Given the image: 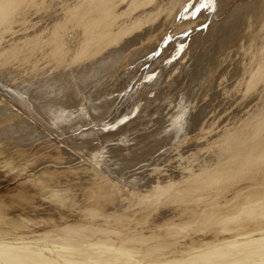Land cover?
Returning a JSON list of instances; mask_svg holds the SVG:
<instances>
[{
    "label": "bare ground",
    "instance_id": "bare-ground-1",
    "mask_svg": "<svg viewBox=\"0 0 264 264\" xmlns=\"http://www.w3.org/2000/svg\"><path fill=\"white\" fill-rule=\"evenodd\" d=\"M55 1L59 3L64 1L63 8L65 6V11L60 9L62 8L61 3L60 10L53 4L55 6L53 10L62 11V14L60 16L55 14L56 17L53 15L54 11L52 15L55 17L51 16V19L47 20V12L45 13L44 11L51 8H45L47 5H45L46 0H0L1 37H6V32L3 34L1 28H7L5 26L10 21L7 16L10 17L12 13L19 9L20 11L18 12L20 14L16 13V16L19 15L18 18L21 21H24L27 15L31 16V14L36 18L34 23L29 22L27 26L25 24L28 21H24L23 29H25L19 37L16 38L13 35L14 38H12L7 35L12 39L8 40L7 38L8 42H3L4 45L0 44V57H7L11 61H16L15 63H18L21 67V75H27L25 78L28 86L30 81V84H34L33 88L41 89H38V91L40 90L39 93L43 91L49 94L50 92L47 90H49L50 86L60 85L61 91H59V87L58 91L55 88L57 92L52 90L56 94V98L52 92L47 95V98L52 95L54 99L52 101L49 99L50 102L46 99L48 103H46L45 107L48 105L55 112H58V110L63 111L65 108L69 111L67 106L70 105H77L79 108L81 104V106H85L84 110L83 107H81V110L85 111L87 105L85 102H88L95 93L98 98L104 97L103 99L100 98L104 101L108 93L110 94V91L107 92V90H110L108 86L113 85L112 82H119V79L125 78V76H128L127 74H131L128 77L130 80L127 81L131 91L129 92L128 87L127 90L129 94L131 92L132 94H130V97L127 96L129 97L128 100L126 99L122 102V105L126 104L127 106H125L124 110L126 111L130 107L129 115H133L132 112H136L138 109L136 106L140 102L142 104L145 103L144 107L140 105L141 108L138 111L142 112L143 115V110L147 108L150 114H158L156 116L158 120L155 118L156 120L153 121L156 123L154 126H156L151 133L150 131H148L149 133L144 131L147 133L145 135L141 131L140 135H143H138L140 136L139 139L135 136L130 141L126 140V144L121 143L125 146L124 149L126 151L119 156V159L122 158L121 161L128 159L127 161H132L133 164L132 173L128 164L130 170L128 176L126 175L129 172H124L125 169H128L126 168L127 166H123L124 169L122 168V165H127V163L124 161L123 164L118 157L116 162L122 163V169H115L114 166V168L108 170L115 164L112 165L114 160H109L112 165L110 166L109 161L107 162L108 157L104 160L105 154H103L104 158L102 159L106 161L105 163L101 161L102 157H97L100 159L95 162L93 160V162H88L78 157L80 161H75V163L72 161L75 158H72L71 161L73 163L69 164V160L67 163V155H64V151L67 149L64 148V150L60 146V137L58 139L59 148L56 147V150L52 148L50 153H46L47 157H49V164L42 167L38 166L39 170H41V176L38 173L39 171L37 172L41 178L39 183L43 181V185H46L39 187L36 181L38 185H35L34 182V185H30L31 183L24 184L23 179L20 178L18 179L23 184L17 181L11 183V180H18L17 177H24L25 181L30 180L25 174L28 173L29 175L33 171L29 170L30 172H26L27 169H24L28 165L30 166V162H27V166L21 167L22 169L17 166L19 165L18 163L14 164L13 162V165L11 158L5 157L10 152L2 147L6 143L3 142L6 139V136L3 135L4 131L9 135L8 137H12V139L13 137H20L22 141L24 135L25 138L31 136L33 132L31 120L27 116H21V113L15 121H13L12 117L7 118L9 114L7 117L5 116L7 123H5V119H2L4 122L0 119L3 123L0 124V133L5 136L4 138L0 136V264H56L57 259L73 257L80 260L81 256L102 258V262L105 264L109 259L103 260V258H144L145 261L147 260L146 258H155L152 260L153 264H264V27L259 28L262 25L264 26V0ZM201 5L204 6L201 7ZM50 6L52 7V5ZM207 7L210 9V13H206L211 15H209L211 19L213 18L214 26L222 28L221 31L219 30L222 36L217 38V40H210L208 36H211V34L202 30L201 22L196 21L194 17L196 12L197 15H200ZM197 9L199 10L197 11ZM39 10L45 13L44 17H47L46 19L43 15L40 17L41 14H38L39 16L36 15L41 13ZM33 11L35 12L32 13ZM48 14L50 15V13ZM204 14L200 16H204ZM209 16L206 17L207 20ZM190 18H192V21L195 20L196 23L193 22L190 25L192 23L190 20L188 24ZM11 20L13 21L14 19ZM12 21L8 24L9 26L7 25L9 30L17 27L16 23L18 22L15 21V24H13ZM31 21H34V19ZM181 21H184V23L186 21L187 24L185 26H183L184 24L182 25L184 28L181 26L183 29L178 26L182 30H177L176 35L180 36L176 39H171V37L168 40L169 44L171 43L173 46H176V41H180V49L177 48L179 49V59L177 58L178 60L174 61L177 56L174 55L175 58H171L170 54L167 55L165 53L167 56L161 54L166 57L163 58L158 55L164 59L160 65L158 64L161 60L160 58L157 59V62H152L157 63L159 66L155 68L157 64H154L155 67H152L154 69L152 70L153 73L151 72L152 74H148V70L152 69L151 65L147 64L151 69L146 70L142 63L140 68L141 66L145 68L144 70L142 69L143 73L141 69L137 72L136 69L138 68L131 65V60L136 57L142 58L144 56V59L149 57L157 48L156 45H163L158 40L163 37H156L155 35L157 33L162 35L164 32L166 34V27L177 25ZM2 24H4V28L1 27ZM163 28L165 31L163 30V33H161ZM172 29L170 28L171 31ZM174 29L176 31V28ZM199 30H201L200 33H198ZM169 31L167 34L170 33ZM214 34L216 33L214 32ZM214 34L212 35L214 36ZM162 36L165 35L163 34ZM1 37L0 42L5 41ZM163 39L161 40L162 43ZM167 39L169 38H165L164 41L167 42ZM158 42L160 44H156ZM169 44L166 45L169 47ZM162 47L164 49V45ZM170 48L166 47L167 50L165 51L168 52ZM157 49L160 48L158 47ZM155 53L157 54L158 52L155 51ZM171 53L173 54V51ZM168 56L170 59H168ZM149 60H146V62H149ZM17 65L14 67H18ZM131 66L133 69L130 68ZM14 67L12 68L11 66L13 70L18 69ZM28 67H30L31 72ZM5 70L3 68L0 69V79L5 78L3 75L14 72L6 73ZM20 70H18V73L14 72L16 76L19 75V78L22 77L19 74ZM135 72H137V75ZM14 73L12 74L13 77ZM195 77L196 80L194 79ZM138 79L141 81L139 82ZM190 79H193L191 80L193 83L189 84ZM24 85L21 88L23 90ZM35 85H39V87H35ZM20 87L21 85L18 87V91ZM31 90L34 91L33 89ZM29 91L30 88L27 93ZM20 92L21 96L22 91ZM121 92L123 91H120V94ZM112 93L114 94V92ZM171 94L178 95V100L175 98L178 104H176V101L175 103L173 102L176 104L175 107L170 102L173 98L170 101L168 100ZM111 95L110 97H112ZM155 96L157 97L155 98ZM107 97L109 99V95ZM0 98L2 97L0 96ZM3 98L0 103V112L3 107L4 109L7 108V104H2ZM190 98L192 100L188 102ZM25 99L27 102L29 101V99ZM100 99L99 101H101ZM38 100L39 102H44L42 96L38 97ZM147 100H149V103ZM214 100L217 101V107L215 110L214 107L212 108L213 112L211 111V114V112L206 110H208V106L211 110L212 106L209 104ZM12 101L16 100L13 99ZM182 101L185 103L183 104ZM7 103H9L8 106L11 105L10 102ZM35 103H37V99ZM110 103L113 104V102ZM32 104L34 105V103ZM42 104H45V102ZM25 105L27 106V104ZM33 105L34 109L35 105ZM77 107L75 108L77 109ZM89 107L87 106V111L91 112ZM119 107L121 109V106ZM28 108V112L31 113V107L29 106ZM75 108L73 111L77 112L78 110H75ZM52 110L51 113L53 114ZM115 110H113V114L120 116L118 110ZM5 111L8 113L10 110ZM12 111L9 113H12ZM16 111L14 109L13 114ZM148 112L146 110L147 115L149 114ZM48 113L51 115L50 111ZM78 113L82 115L81 112L78 111ZM105 113L101 114L102 117L107 115V113L104 115ZM54 114L51 117L56 115ZM109 115L111 114L109 113ZM59 117L57 118L59 119ZM48 119L51 120L52 118ZM78 119L81 118L78 117ZM104 119L102 118L101 121H104ZM125 119L129 120L127 117ZM49 120H46V122H49ZM94 120L91 124L96 123ZM98 120L96 121L98 122ZM123 120L122 122L125 124V120ZM73 121L72 129H75L76 125L73 127ZM79 121L76 124L83 125ZM86 121L88 120L86 119ZM138 121H141V116ZM98 123L96 125L100 124ZM53 124L52 127L55 129L56 124L54 126ZM147 124H149L147 126L149 128L150 123ZM68 125L71 126L70 124ZM117 125L119 127L118 123L114 126L117 127ZM49 126H51L50 123L48 124ZM64 126L67 125L65 124ZM100 126L101 124L98 128ZM89 127L92 126L90 125ZM93 127L97 126L94 124ZM106 128L108 129V127ZM144 128L141 127V129ZM33 129H35V126ZM63 129L65 130V128ZM72 129L71 131L74 130ZM86 129L90 130L91 128L87 127ZM134 129L132 128V130ZM136 129L138 128L136 127ZM85 130V133H89L88 130ZM111 131L113 130H109V134ZM133 132H131L130 136H133ZM135 132L137 133L139 130ZM39 133L42 132L39 131ZM53 133L55 132L53 131ZM123 133L120 135L123 136ZM117 134L119 135V133ZM94 136L92 135V138ZM36 137L38 138V136ZM40 137L41 140L44 139L43 133ZM51 137L53 138V136ZM96 137V142H98ZM123 137L126 138L127 136ZM103 138L100 140H103ZM109 138L111 137L108 136L107 139ZM30 139L32 140V138ZM47 139L48 137L46 141ZM115 139L117 138L115 137ZM8 140L10 141L11 139L7 138L6 141ZM31 140L28 139V141ZM110 140L112 141V139ZM43 141L45 142V140ZM93 142L95 141L93 140ZM117 142L119 143V141ZM46 143L49 144L48 141ZM32 144L35 145L36 143ZM69 144H72V142ZM97 145L99 146V142ZM97 145L95 144L94 146ZM49 146L52 147V145ZM45 147L44 149L48 150ZM83 147L85 148V145H82ZM111 147L115 148L112 145ZM19 148L21 147L19 146ZM73 149L71 148V150ZM105 149H107L106 146ZM97 150L99 151L98 148ZM101 152H105L106 155L107 152L110 153L107 150H102ZM114 152L112 155H114ZM95 153L91 157H94ZM111 153L108 156H111L110 158L115 157ZM21 154L24 155L23 152ZM73 155L69 156L72 157ZM76 155L78 156V154ZM85 155L87 156V154ZM44 158L46 157L43 156L42 159ZM16 159L18 160V158ZM36 159L33 158L32 160ZM29 160L30 158H28ZM58 160H65L59 163L69 164H66L67 166L65 165L66 167L64 166L62 169L71 170V174L59 176L54 173V170L57 169V164H59L56 163L55 165V162ZM140 160L141 163H139ZM26 161L27 159H25L24 163ZM35 162L38 161H33L34 164ZM40 162H43V160ZM164 164V167L158 169V166H163ZM134 167L136 168L134 169ZM58 168H61V166ZM122 172L124 173L120 176L119 174ZM76 176L81 182L80 189L74 188ZM33 177L36 178L35 175ZM36 180L38 181L37 178ZM45 194H48L51 198H47ZM75 209L79 213L81 212L78 215L79 217L75 214V217L77 216L76 222L81 221V223H76L73 219L74 221H67V224L62 226L65 224L63 221L67 220L73 214L72 211L75 212ZM35 214L39 215V217H35ZM126 225H132L134 228L148 227L150 233L145 235L146 233H140L137 229L131 232L119 231L120 228ZM36 232L38 239L35 237ZM31 234H34L35 239H32L37 240V242L34 241V243L30 239L32 242L29 243V240L26 239L28 244L21 243V239L27 238V235L32 236ZM186 234L189 235L186 236ZM5 235L7 237H3ZM39 237H41V242H39ZM186 237L192 242L190 244L194 246L186 249L181 255L171 254L170 252L173 251L177 244L186 241ZM17 239L21 240L20 244L17 246L13 245L14 242L12 241ZM203 240L206 242L201 243ZM10 244L12 245L9 246ZM155 246L163 248L164 254L161 258L164 259L155 257L156 252L153 251ZM142 247L147 249H141ZM235 248L238 249L235 250ZM231 249L234 251H231ZM41 252H48V254L52 255V258L44 257L45 254ZM96 262L100 263L99 260H96ZM109 262L115 263L112 260H109ZM91 263L93 264V261Z\"/></svg>",
    "mask_w": 264,
    "mask_h": 264
},
{
    "label": "rangeland",
    "instance_id": "rangeland-1",
    "mask_svg": "<svg viewBox=\"0 0 264 264\" xmlns=\"http://www.w3.org/2000/svg\"><path fill=\"white\" fill-rule=\"evenodd\" d=\"M50 1H52V2H50ZM47 2H48L49 4H48ZM63 2H64V1H61V2H60L61 5H62V8H60L61 6H60V3H59V2H56L55 0H54V2H53V0H49V1L46 0L45 5H46V4H47V5L45 6V8H51V9H49V10L44 11L45 13L47 12V14L50 13V15H49V14H48V15L46 14V16H48V18L46 17L47 20H50V19H51L50 17L53 16V15H55V14H58L57 16H60V14H62V11H59V12H58V10H60V9H61V10L63 9V11H65V10H64L65 6H64V8H63V5H64L65 2H64V3H63ZM50 3H51V4H50ZM58 3H59V5H57ZM53 4L57 6V9H58V10H57V9H56V10H57L58 13L56 12V10H53V8L55 9V6H54ZM50 5H52V7H51ZM210 6H211V5H210ZM59 8H60V9H59ZM205 9H206V8H205ZM205 9H204V10H205ZM50 10H51V11H50ZM52 10H53V11H52ZM204 10H203V13H201V14H204V12H205L204 16H200L201 14H200V15H197V12H196V14L194 15V17L196 18V21L201 22V24H202V25L200 24V26L202 27L201 29L204 30V31H206V32H208L209 34H211V36H208V38H210V40H211V39H212V40H217V38H220V37L222 36V35L220 34V31L222 30V28H221V27L214 26V24H213V22H214V21H213V18L211 19V17H210L211 15H210V14H207L208 12L210 13V9L207 7V9H206L205 11H204ZM208 10H209V11H208ZM18 11H20V9H19ZM18 11H16L15 13H12V15H11L10 17L7 16V17L10 19L9 23H8V22H7V23L10 24L11 21H12L11 19H14V20L12 21V23L15 24V21H17L18 23H16V24H17V27H18V26H19V27H18V28L16 27L15 29H11V30H9V27H8L9 25L7 24L8 26H7V25L5 26V28L7 27V28H6L7 31H6V29H2V28H1V31H3V34H4L5 32H6V33L8 32L7 34L5 33V35H6L5 38L0 36L2 40L5 39V41L0 42V44L2 43L1 45H4V43L7 41V38H8V40H9L11 37L14 38V36H15V37L17 38V37H19L20 35H22V32H23L24 29H25V28L23 29V27H24L23 24L26 22V20L28 21V22H26V24H25L26 26H27V23H28V24H29V22H33V23H34V22L36 21V18L32 16L33 14H31V16H30V15H27V17L24 19L25 22H24L23 20L21 21L20 18H18L19 15L16 16V15H17L16 13L20 14V12H18ZM39 11H40V10H39ZM48 11H49V12H48ZM54 11H55V13H54ZM34 12H35V11H33L32 13H34ZM40 12H41V13H37V12H36V13H37L36 15L39 16V15L41 14L40 17H41L42 15H43V17H44L45 13L42 12V11H40ZM201 12H202V11H201ZM206 12H207V13H206ZM52 13H54V14L52 15ZM14 14H15V15H14ZM38 14H39V15H38ZM198 14H199V13H198ZM205 15H206V16H205ZM209 15H210V16H209ZM29 16H30V17H29ZM55 16H56V15H55ZM55 16H53V17H55ZM57 16H56V17H57ZM207 16L210 17V18L208 17V20H207V18H206ZM12 17H13V18H12ZM16 17H17L18 19H17ZM28 17L30 18V21H29V18H28ZM53 17H52V18H53ZM44 18H45V17H44ZM46 18H45V19H46ZM192 18H193V17H192ZM192 18L189 19L188 24H189V22H190V20H191ZM15 19H17V20H15ZM33 19H34V21H31V20H33ZM19 20H20V21H19ZM200 20H201V21H200ZM196 21H195V20H194V21L191 20L192 23H190V25L193 24V22L196 23ZM22 22H23V23H22ZM182 22H183V23H182ZM180 23H182V24H180ZM180 23L177 24V25H172L171 27H168V28L166 27V34H165V32L163 33V30L165 31V29H164V28L161 29V33H163L165 36H162L163 34H162V35H159V33H157L155 36H156V37H157V36H159V37L161 36V37H163L164 39H165V38H169V39H167V42H168V40H170L171 37H172L171 39H176V38H178L180 35H179V36L176 35L177 30H178V31H179V30H182V29L184 28L183 26H185V25L187 24L186 21H185V23H184V21H181ZM31 24H32V23H31ZM183 24H184V25H183ZM207 24H208V25H207ZM182 25H183V26H182ZM209 25H210V26H209ZM15 26H16V25H15ZM173 26H175V27H173ZM178 26H180V27L182 26L183 28L181 27V28H182V29H181V28H179ZM1 27L4 28V24H2ZM20 27H21L22 29H21ZM198 27H199V26H198ZM208 27H209L210 29H209ZM214 27H215V28H214ZM263 27H264V26L262 25V26H260L259 28H263ZM170 28H173L172 31L170 30ZM174 28H176V31H174V30H175ZM178 28H179V29H178ZM199 28H200V27H199ZM204 28H205V29H204ZM259 28H258V29H259ZM16 29L18 30V32H17ZM167 29H168V31L170 30V31H169L170 33H169V34H167V33H168ZM8 30H9V31H8ZM214 30H215V31H214ZM219 30H220V31H219ZM9 32H10V33H9ZM172 32H174V33H172ZM200 32H201V30H199L198 33H200ZM214 32H215L216 34H214ZM223 32H224V31H223ZM217 33H218V34H217ZM224 33H225V32H224ZM3 34H1V35L3 36ZM10 34H12V35H10ZM212 34H214V36H213ZM7 35H8V36H11V37H8ZM13 35H14V36H13ZM17 35H18V36H17ZM166 36H169V37H166ZM174 36H175V37H174ZM215 36H216V37H215ZM173 37H174V38H173ZM12 38H11V39H12ZM154 38H155V37H154ZM163 38H162V39H163ZM213 38H214V39H213ZM71 39H72V38H71ZM71 39H70V40H71ZM160 39H161V38H159L158 40H159V42H161V44L164 45V49H163V47H162L163 45H160L161 47L158 46V45H156V47H157V48L159 47L160 49H157V48H156V49L153 51V53H151L152 56H154V57L156 56L155 58L152 57L151 55H149V57H146V58L144 59V56H143L142 58L144 59L145 62H146V60L150 59L149 62H148V61L146 62V64H145V62L143 61V59H142V58H139V57H136L135 59L131 60V65H132L133 67H135V68H136V67L138 68V69H136L137 72H138V70L141 69V71H142V73H143V70H144L145 68H146V70H148V69H151L152 67H155V65L157 64V63L155 64V62H157V59H158V58L161 59V60H160L161 62H160V61L158 62V64L160 65V63H162V60L164 61V59H162L160 56H162L163 58H165L168 54H170L169 56H170L171 58H175V56H177V57L174 59V61H175V60L177 61V60L179 59V57H178V50L180 49V48H179V47H180V46H179L180 41H176V46H173V45H171V43L169 44V42L167 43L166 41H164V39H163V43H162V41H161L162 39H161V40H160ZM0 41H1V40H0ZM3 42H4V43H3ZM7 42H8V41H7ZM159 42L156 43V44H160ZM164 43H165V44H164ZM166 44H169V47H168V45H166ZM177 44H178V46H177ZM1 45H0V46H1ZM165 45H166V46H165ZM171 46H172V47H171ZM166 47H167V48H170V47H171L172 49H171V48H170V50L168 49V52H167V51H165V50H167ZM174 47H175V48H174ZM173 48H174V50H173ZM177 48H179V49H177ZM15 51H16V50H15ZM155 51L158 52V53H160V54H158V53L156 54ZM169 51H170V52H169ZM172 51H173V54L171 53ZM161 52H162V53H161ZM175 52L177 53V55H176ZM165 53H167V55H166ZM161 54H165L166 56H165V55L163 56V55H161ZM158 55H160V56H158ZM171 55H172V56H171ZM174 55H175V56H174ZM169 56H168V59H170ZM0 58H2V57H0ZM3 58H4V59H3ZM3 58L0 59V63H1V67H0V69H2V68H3V70L6 69V70H5L6 73H7V72L10 73V72H13V71L16 72V73L19 72L18 70H20L21 67L19 66L18 63H15L16 61H11V60H9L10 58H7V57H3ZM147 58H148V59H147ZM177 58H178V59H177ZM136 59H138V60L142 59V60L137 61ZM134 60H135V61H134ZM172 60H173V59H172ZM2 61H3V62H2ZM141 61H142V62H141ZM153 61H155V62L152 63ZM5 62H6V63H5ZM135 62H136V63H135ZM9 63H11V64H9ZM141 63L143 64L142 66L145 67V68H143L142 66H141V68H140ZM14 64H15V65H14ZM17 64H18V65H17ZM137 64H138L139 66H138ZM144 64H145V66H144ZM147 64L151 65V68H149L150 66L147 65ZM154 64H155V65H154ZM158 64L156 65L155 68L159 67ZM9 65H10V66H9ZM13 65H14V66L17 65L18 67H14ZM28 65H29V64H28ZM28 65H27V66H28ZM153 65H154V66H153ZM11 66H12V68L14 67V68H18V69H14V70H13V69L11 68ZM27 66H26V67H27ZM132 66H131L130 68L133 69ZM148 66H149V67H148ZM5 67H6V68H5ZM19 67H20V68H19ZM29 68H30V67H28V70L31 72V69H29ZM142 69H143V70H142ZM152 70H154V69L152 68L151 70H148V74H149V73L152 74V73H153ZM141 71H140V72H141ZM14 72H13V73H14ZM137 72H135L136 75H137ZM151 72H152V73H151ZM6 73H4V74H6ZM13 73L3 75V76H5V78H4V79H0V96H1L2 98L4 97V98H3V103H2V104H5V105L7 104V105H6L7 108L4 109V107H3V110H4V111H3V110L1 111V112H3L4 114L0 112V119H1V120H2V119H3V120L5 119V123H7V121H6L7 118L9 119V117H12V118H13V121H15V120H17L16 118L18 117V115H19L20 113H21V114H20L21 116H22V115L25 116V117L27 116V117L31 120V122H32V124H33V125H31V127L33 126L32 128H31L30 126H29V127L33 130L31 136L33 135L34 137H33V136H32V137H31V136H28L27 138H25V137H24L25 135H24V136H23L24 139L22 138L23 141L21 140L20 137H19V138H17V137H13V139H12V137H11V138L8 137L9 135L6 134V131H4V134H3V133H0V136H1V138H2V137L4 138V137L6 136V139L8 138V139L13 140L12 142H11V140H10V141H9V140L6 141V139H4V141L2 140L3 142H6L5 144L2 145V147H3L4 149H6L8 152H10V153H8V154L11 155V157H9V155L7 154V155H5V157H6V158H7V157H8V158H11L12 164H13V162H14V164H15V163H16V164L18 163L19 165L22 163L20 166L17 165L18 167L21 168V167H25V166H27L28 163L30 162L29 164H30V166H32V167H30V166L28 165L27 168H24V169H27L26 172H28L29 170H30V171H33L32 173L29 171V172L31 173V174L29 173V175H28V173L25 174L26 177H28V179H30V180H32V181L30 182V180H27L26 177H25V179H26L27 181L24 180V177H23V178H22V177H17V179H18V178L23 179L22 181L24 182V184H25V183H26V184H27V183H31L30 185H34V183H35V185H38V184H39V185H38L39 187H40L41 185H42V186H46V185H43V181H40V183L42 182L41 184L39 183V180H41V178H40V176H41L40 171H41V170H39V169H40L39 167L46 166V165L49 164V157H47V154L50 153V151H52V150H51L52 148H55V149H53V150H56V147L59 148V145H60V144H61L60 146L62 147V149H64V148L67 149V150L64 149V150H65L64 152L66 153V154L64 153V155H67V156H66V157H67V158H66L67 160H66V159H65V160L67 161V163H68V160H69V164H72L73 162L75 163V161H80L78 157H80L81 159L83 158V159H85V160L88 161V162H89V161H92V160L95 162V161H97V159H98V160L100 159V158H97V157H102V158H101V161H102L103 163L106 162V161H104V160H106V158L108 157L107 162H108L109 160H111V161L114 160V161L116 162L117 157H118V159H119V156H121L122 154H124L125 151H126V149H124L125 146H123V144H126L127 141H130L131 139L135 138V136H136V138L138 137V139H139L140 136H142V135L145 133L144 131H147V133H149L148 131H150V133H151V132L154 131V129H155V126H156V125L154 126V124H156V123L153 122V121H155L156 119L158 120V118H156V116H158V114H157V115H156V114L154 115V114H152V113L150 114V112H148L149 110H148L147 108L143 110V115H142V112H139V111H138V109L141 108V106H142V107L145 106V103L142 104V103L140 102V103H141V104H140V103H139L140 100L138 101L139 104L136 106V108H138V109H137L138 112H137V111H136V112L139 113V115H137V116H139V117L136 116L137 113H136L135 111L132 112V114H133L135 117H134L133 115H129V112H130V109H129V108H130V107H128V108L126 109V111L124 110V108H126L127 106H126V104L122 105V104H123L122 102H123L124 100H126V99L128 100V98L131 96L130 94H132V92L129 94V92L131 91V90H130L131 88H129L128 83H127V81L130 80V78H128V77H130L131 74H127L128 76H125V78L119 79V82L122 83V84L120 85L121 87L118 86V85L120 84L118 81H117V82H116V81H115V82H112L113 85L111 84V86H108V88H110V90H107V92L110 91V94L108 93V95H109V99L111 98V100L107 99V98H108V97H107L108 95H107V96L105 97L104 101H103V100L100 99V98H102V97H99V98H98V97L96 96V93H95V95H94V94H92V95H94V96L97 98V100H95L96 98H95L94 96H92V98H90V100H89V101L92 102V104H93V103H95V104L92 105L91 102H89V101H88V102H85V103H87L85 111H82V110H81V107H83V110H84V108H85V106H81V105H82V104H81V105L79 106V108L77 107V105H75V106L72 105L73 107L70 105L71 107H70V106H67V108L69 109V111L65 108L63 111H62V110H61V111L58 110V112H57V111L55 112L54 110H52L53 108H51V107L48 106V105L45 107V105H46V103L50 102L49 99H51V101H52V100L54 99V97L56 98V94L54 93V91L57 92V91L59 90V88H60V85H59V86L56 85L57 87L54 86V85H53V86H50L51 89L48 88L50 91L47 90L48 92H50L49 94H46L47 92L45 93V92H43V91H41V93H42V94H41V93H39V91H40L41 89L38 88V89H40V90L38 91V89L33 88V87H34V86H33L34 84H30V81H29V86H28V83L26 82V78H25L27 75H23V74L21 75V70H20V73H19V74H20V76H22V77H20V78H19V75H17V76L15 75L16 73H14V77H13V75H12ZM132 73H133V72H132ZM142 73H141V75H142ZM207 73H208V72H207ZM150 74H149V75H150ZM153 75H154V74H153ZM6 77H7V78H6ZM15 77H16V78H15ZM23 77H24V78H23ZM21 78H22V79H21ZM189 78H190V77H189ZM13 79H14V80H13ZM123 79H124V80H123ZM194 79L196 80V77H195ZM5 80H6V82H5ZM8 80H9V81H8ZM11 80H13V81H11ZM125 80H126V81H125ZM191 80H193V79H190V80H189V84H190V83H193V81H191ZM195 80H194V81H195ZM7 81H8V82H7ZM138 81L140 82L141 80L138 79ZM145 81H146V80H145ZM4 82H5V83H4ZM23 82H24V83H23ZM10 83H11V84H10ZM25 83H26V84H25ZM8 84H9V85H8ZM24 84L26 85V87L28 88V90H29V88H30V91H29L28 93H27L28 90H27V88L25 87ZM123 84H124V85H123ZM7 85H8L9 87H8ZM20 85H21V87L19 88V91H18V87H19ZM22 85H24V86H23V87H24V90L21 89V88H22ZM109 85H110V84H109ZM13 86H15L16 88L13 87ZM30 86H32V87H30ZM112 86H114V87H112ZM124 86H125V88H124ZM35 87H39V85H35ZM58 87H59V88H58ZM116 87H119V88H116ZM127 87H128L129 92H128V90H127ZM13 88H14L15 90H14ZM55 88H56L57 91L55 90ZM112 88H113V89H112ZM114 88H115V89H114ZM123 88H124V89H123ZM8 89H9V90H8ZM20 89H21V90H20ZM31 89H33L34 91H32ZM122 89H123V90H122ZM6 90H7L8 92H7ZM11 90H14L15 92H14V91H11ZM25 90H26V91H25ZM35 90H36L37 92H36ZM52 90H54V91H52ZM117 90H119V91H117ZM3 91H5V92L3 93ZM10 91H11V92H10ZM17 91H18V93H16ZM20 91H22L21 96H20V93H21ZM23 91H24V92H23ZM45 91H46V90H45ZM59 91H61V88H60ZM120 91H123V92H121V94H120ZM13 92H14V94H13ZM30 92H31V93H30ZM34 92H35V93H34ZM52 92H53V93H52ZM112 92H114V94H113ZM125 92H126V93H125ZM9 93H10V94H9ZM36 93L39 94V95L37 96ZM51 93L53 94L54 97L51 95V97L47 98V95H50ZM111 93H112V95H111ZM122 93H123V94H122ZM33 94H34L35 96H34ZM40 94H41V95H40ZM54 94H55V95H54ZM124 94H125V96H124ZM15 95H16V97H15ZM22 95H23L25 98L29 99V101H30V99H31L30 103H29V101L27 102L26 99H25ZM29 95H32L34 98H33L32 96H29ZM110 95H111L113 98L110 97ZM121 95H122V96H121ZM171 95H173V96H171ZM171 95H170V97L168 98V100L170 101V99L173 98L170 102H172L171 104L175 107L176 104H178V102L176 101V100H178V98H177L178 95H177V96H176L175 94H171ZM174 95H175V97H174ZM19 96H20V97H19ZM26 96H27V97H26ZM41 96H42V98L44 99L45 104H42V103H44L43 101L39 102L38 97H41ZM115 96H116V97H115ZM127 96H129V97H127ZM151 96H152V95H151ZM9 97H10V98H9ZM11 97H12V98H11ZM28 97H30V98H28ZM35 97H36V98H35ZM45 97H46V98H45ZM119 97H120V98H119ZM123 97H125V98H123ZM156 97H157V96H155V98H156ZM2 98H0V99H1L0 103L2 102ZM8 98H9V99H8ZM19 98H20V99H19ZM103 98H104V97H103ZM103 98H102V99H103ZM155 98H154V100H155ZM175 98H176V100H175ZM5 99H6V101H4ZM13 99L16 100V101H12ZM21 99H22V100H21ZM36 99H37V103H35V102H36ZM46 99H48V102H47ZM91 99H92V100H91ZM93 99H94V100H93ZM99 99H100L101 101H99ZM20 100H21V101H20ZM45 100H46V101H45ZM114 100H115V102H114ZM118 100H119V101H118ZM121 100H122V101H121ZM150 100H151V99H150ZM191 100H192V99L190 98L188 102H190ZM11 101H12V103H11ZM17 101H19V102H17ZM95 101H96V102H95ZM106 101H107V102H106ZM116 101H117V103H116ZM147 101H148V103H149V100H147ZM147 101H146V102H147ZM175 101H176V104H174ZM5 102H6V103H5ZM7 102H10V104H11L12 106H11V105L8 106L9 103H7ZM16 102H17V103H16ZM22 102H23V103H22ZM38 102H39V103H38ZM98 102H99V103H98ZM101 102H102V103H101ZM110 102H113V104L110 103ZM118 102H121V103H118ZM144 102H145V101H144ZM173 102H174V103H173ZM212 102H213V103H212ZM212 102H211L212 105L209 104L210 106H212V107H211V110L209 109V106L207 107L208 110L205 109L207 112H211V111L213 112V109H212L213 107H214V110L216 109V107H217V103H216V102H217V101L214 100V101H212ZM214 102H215V103H214ZM19 103H20V104H19ZM32 103H34V105L36 106V108H35V106H34ZM85 103L83 102L84 105H85ZM96 103H97V104H96ZM100 103H101V105H100ZM114 103H115V104H114ZM157 103H158V102H157ZM182 103L184 104L185 102L182 101ZM22 104H23V105H22ZM25 104H27L28 107H29V106L31 107V113H32V114L28 112L27 109H29V108H28ZM41 104H42L43 106H42ZM88 104H90V105H88ZM107 104H108V106H107ZM109 104L111 105V107H112V105H113V107L116 106V105H118V106H116V107H114V108L112 107V109H111V107H110ZM5 105H4V106H5ZM15 105H16V107H14ZM32 105L34 106V109H33ZM40 105H41L44 109L42 108V110H41V106H40ZM95 105H97V106H95ZM140 105H141V106H140ZM10 106H11L12 108H11ZM37 106H38V107L40 106V107L38 108ZM87 106H90V107H89V108H90L89 110H91V112H90V111H87V109H88ZM91 106H95V107H91ZM101 106L104 107V108H102ZM119 106H121V109H122L124 112L120 109ZM122 106H123V107H122ZM125 106H126V107H125ZM13 107H14V108H13ZM49 107H50V109H49ZM75 107H77V109H76ZM100 107H101L102 109H101ZM106 107H108L107 110H106ZM174 107H173V108H174ZM0 108H1V107H0ZM9 108H11V109H9ZM17 108H18L19 110H18ZM20 108H21V109H20ZM46 108H47L48 110H47ZM74 108H75V110H78L79 112H81L82 115H80V113H78V111H77V112L73 111ZM93 108H95V109H93ZM116 108H117V109H116ZM12 109H13V111H12ZM14 109H15V111H16V109H17V111H19V112L16 111L15 114H13V113H14ZM45 109H46V110H45ZM110 109H111V112H112V113L110 112ZM115 109L118 110V112L120 113V116H119V115L116 116V115L113 114V110H115ZM5 110H10V111H8V113H7V111H5ZM40 110H41V111H40ZM51 110H52L53 114H54V112H55V114H56V115L54 114L55 116H52V117H51V115H53V114L51 113ZM80 110H81V111H80ZM92 110H93V112H92ZM100 110H101L103 113H105V111H106L107 115H106V113H105L104 115H106V116L102 117L103 113H102ZM103 110H104V111H103ZM116 110H115V111H116ZM146 110H147V112L149 113L148 115H147V113H146ZM209 110H210V111H209ZM11 111H12V113H9V112H11ZM23 111H24V112H23ZM32 111H33V112H32ZM34 111H35L36 113H35ZM38 111L41 113V115H40V113H39ZM42 111H43V112H42ZM49 111H50L51 115L48 113ZM64 111H66L67 113L64 112ZM70 111H71V112H70ZM97 111H98V112L100 111V112L98 113ZM144 111H145V112H144ZM206 111H205V112H206ZM25 112H26V114H25ZM37 112H38V113H37ZM44 112L46 113V115H45ZM61 112H62V113H61ZM63 112L65 113V116H64V113H63ZM72 112H74V113H72ZM86 112L89 113V114L87 115ZM95 112H96V114H97L98 116L95 114ZM121 112H122L124 115H123ZM212 112H211V114H212ZM17 113H18V114H17ZM34 113H35V114H34ZM47 113H48V115H47ZM60 113H61V114H60ZM68 113H69V114H68ZM76 113L78 114V116H77ZM83 113H85V114H83ZM93 113H94V114H93ZM109 113H110L111 115H109ZM114 113H115V112H114ZM135 113H136V114H135ZM144 113H145V115H147V116H149V117L145 116ZM2 114H3V115H2ZM5 114H6V115H5ZM8 114H9V115H8ZM16 114H17V115H16ZM24 114H25V115H24ZM27 114H28V115H27ZM58 114L61 115V117H59ZM73 114H74L76 117H75ZM101 114H102V115H101ZM1 115H2V118H1ZM7 115H8V117H7ZM10 115H14V116H10ZM15 115H16V117H15ZM29 115H30V117H29ZM38 115H40V116H38ZM57 115H58V116H57ZM83 115H84V116H83ZM95 115H96L97 117H96ZM99 115H101V116H100L101 118L99 117ZM153 115H154V116H153ZM5 116H6L7 118H6ZM41 116L44 118V121H43V118H42ZM49 116H50V117H49ZM72 116H74V117H72ZM81 116H83V117H81ZM86 116H88V117H86ZM93 116H94V117H93ZM111 116H112V117H111ZM118 116H119V118H118ZM122 116H123V117H122ZM132 116H133V117H132ZM140 116H141V121H138V120H140ZM4 117H5V118H4ZM19 117H20V116H19ZM32 117H33V118H32ZM40 117H41V118H40ZM57 117H59V119H58ZM68 117H70V118H68ZM78 117L81 118V119L83 118V119H82V120H81V119H78ZM84 117H85V118H84ZM95 117H96V118H95ZM106 117H107V118H106ZM109 117H110V118H109ZM116 117H117V118H116ZM126 117H127V119H129V120H126V119H125ZM142 117L145 118V119H143ZM152 117H153L154 119H153ZM14 118H15V119H14ZM34 118H35V119H34ZM48 118H52V119L49 120ZM54 118H56V119H54ZM89 118H90V119H89ZM102 118H103V119L106 118V119H104V121H103V120L101 121ZM108 118H109V119H108ZM122 118L125 120V124H123L124 122H122V120H123ZM155 118H156V119H155ZM26 119H27V118H26ZM53 119H54V120H53ZM62 119H63V120H62ZM77 119H78V120H77ZM86 119H87L88 121H90V120H92V119H93V120L95 119L94 122H96V123H94V124H95V126H97V127L94 128V127H93L94 124H91L93 120L90 121V122H88V121L85 122ZM98 119H99V120H98ZM118 119H119V120H118ZM130 119H131V120H130ZM1 120H0V124H3V123H2L3 120H2V121H1ZM46 120H47V121L49 120V122H46ZM52 120H53L54 122H53ZM71 120H72V121L74 120V121H73V123H74V126H73V127H75V125H76V128H78V129L81 128L80 130H81V131L83 130V131L81 132L80 130H78V129H76V128H75V129L73 128V129H74V130H73V129H72V125H73V124H72V121H71ZM79 120H80L81 122H80ZM83 120H84V121H83ZM96 120H98V122L100 121V122H99V123L101 124L100 128H98L100 124H99ZM116 120H117V121H116ZM124 120H123V121H124ZM134 120H135V121H134ZM143 120H144V121H143ZM145 120H146L147 123H150V127H149L150 129L147 127L149 124H147V123L145 122ZM13 121H12V122H13ZM35 121L38 122V123H36ZM67 121H68V122H67ZM69 121H71V122H69ZM78 121H79L80 123H83V125H82V124H79V123L76 124V122H78ZM105 121L107 122L106 124H105ZM108 121L111 122L112 124L110 123V124L108 125V123H109ZM114 121H115L116 123H115ZM119 121H120V122H119ZM133 121H134V122H133ZM3 122H4V121H3ZM33 122H34L35 124H34ZM55 122H56V123H55ZM59 122H60V124H59ZM87 122H88L92 127H89L90 125H89ZM103 122H104V123H103ZM121 122H122V123H121ZM131 122H133V123H131ZM42 123H43V125L45 124V125H44V128H43ZM46 123H47V124H46ZM49 123L51 124V126L48 127V124H49ZM53 123H54V124H53ZM57 123H58V124H57ZM67 123L70 124L71 126H69ZM97 123H98L99 125H96ZM117 123L119 124V127H118V125H117V127H115ZM128 123L131 124V125H129ZM37 124H40V125H38V126H40V127H38ZM52 124H53V126L56 124L55 129H54V127H52ZM65 124H66L67 126H64ZM84 124H85V125H84ZM87 124H88V125H87ZM102 124H103V125H102ZM104 124H105V125H104ZM152 124H153V125H152ZM79 125H80V126H79ZM81 125H82L84 128H83ZM106 125H107V126H106ZM110 125H111V126H110ZM112 125H113V126H112ZM114 125H115V126H114ZM120 125H121V126H120ZM141 125H142V126H141ZM143 125H144V126H143ZM145 125H146V126H145ZM34 126H35V129H33ZM103 126H104V127H103ZM133 126H134V127H133ZM152 126H153V127H152ZM37 127H38V128H37ZM50 127H52V128H50ZM56 127H57L58 131H57ZM87 127H88V128H91V129L88 130V129H86ZM101 127H103V128H101ZM106 127H108V129H107ZM111 127H112V128H111ZM114 127H115L116 129H115ZM120 127H121V128H120ZM136 127H137L138 129H136ZM141 127H142V128L146 127V128H144V129H148V130L141 129ZM151 127H152V128H151ZM20 128H21V127H20ZM41 128H42V129H41ZM45 128H46V130H45ZM63 128H65L66 131H65ZM96 128H98V129H96ZM104 128H105V130H104ZM119 128L122 129V130L124 131V133H123V131L120 130ZM132 128H133V129L135 128V129L132 130ZM139 128H140V129H139ZM21 129H22V128H21ZM40 129H41V130H40ZM52 129H53V131H54L55 133H53ZM71 129H72L73 131H71ZM85 129H86V130H85ZM92 129H93L95 132H94ZM95 129H96V130H95ZM106 129L108 130V133H107V130H106ZM37 130H38V131H37ZM48 130H49V132H48ZM50 130H51V131H50ZM55 130H56V131H55ZM67 130H68V131H67ZM84 130H85V131L88 130L89 133H91V131H92V133H91V134H89V133H87V132L85 133ZM98 130H100V131H98ZM101 130H103V131L101 132ZM109 130H113V131L110 132L111 135L109 134ZM114 130H116V131H114ZM136 130H139V132H137L138 134L135 132ZM39 131H41V132L43 133V137H44L43 140H45V142H44L43 140H41V137H40V136H42V133H39ZM44 131H45V132H44ZM46 131H47V132H46ZM74 131H77V132H74ZM79 131H80L81 134L79 133ZM105 131H106V132H105ZM133 131H134L135 133H134ZM141 131L143 132V134L141 133L142 135H140V132H141ZM35 132H36V133H35ZM61 132H62V134H61ZM66 132L69 133V134H70V133H72V134H70V135L68 134V135H67ZM93 132H94V133H93ZM131 132H133V136L131 135L132 137L130 136V134H132ZM44 133H46V134H44ZM47 133H49V134L51 133L52 135H51V134L49 135V134H47ZM64 133H65V134H64ZM82 133H83V134H82ZM95 133H96V134H95ZM99 133H101V134L98 135ZM117 133H119V135H118ZM122 133H123V136H127V137L125 138V137H123L122 135H120V134H122ZM147 133H145V135H147ZM2 134L5 135V136H3ZM37 134H38V135H37ZM40 134H41V135H40ZM55 134H56V135H55ZM87 134H88V135H87ZM94 134H95V136H94ZM105 134H108V135H105ZM112 134H113V135H112ZM126 134H127V135H126ZM47 135H48V136H47ZM71 135H72V136H71ZM90 135H91V136H90ZM92 135L94 136L93 138H92ZM101 135H102V136H101ZM138 135H140V136H138ZM35 136H38V138L36 137V138H37V139H36ZM45 136H46V137H45ZM51 136H53V138H52ZM67 136H68V137H67ZM96 136H97V137H96ZM108 136L111 137V138L107 139ZM29 137L32 138V140H31ZM39 137H40V138H39ZM43 137H42V138H43ZM47 137H48L47 141H48L49 144L46 143V142H47V141H46V138H47ZM54 137H55V139H54ZM56 137H57V138H56ZM60 137H61V138H60ZM80 137H81V138H80ZM83 137H84L85 139H84ZM95 137L97 138L100 147L97 145L98 142H96ZM99 137H100V138H99ZM103 137H104L105 139H104ZM106 137H107V138H106ZM113 137H114V138H113ZM115 137H116L117 139H115ZM120 137H121V138H120ZM130 137H131V138H130ZM34 138H35V139H34ZM59 138H60V139H59ZM63 138H64V139H63ZM78 138H79V139H78ZM86 138H87V139H86ZM88 138H89V139H88ZM90 138H91L92 140H91ZM98 138H99V139H98ZM101 138H103V140H105V141L107 140L106 143H105V141L100 140ZM118 138H120L121 140H120V139L118 140ZM123 138H124V139H123ZM14 139H15V140H14ZM16 139H18V140H16ZM26 139H27V140H26ZM28 139L31 140V141H28ZM33 139H34L35 141H34ZM38 139H39V140H38ZM58 139L60 140V144H59V142H58ZM61 139H62V142H61ZM110 139H112V141H111ZM113 139H114V140H113ZM128 139H129V140H128ZM37 140H38V142H37ZM52 140H53L54 143H56L57 145L54 144V143H52V142H53ZM56 140H57V141H56ZM76 140H77V141H76ZM81 140H82V141H81ZM83 140H84V142H83ZM87 140H88V141H87ZM93 140H94L95 142H93ZM99 140H100V141H99ZM122 140H123V141H122ZM126 140H127V141H126ZM17 141H18V143H16ZM19 141H21V142L19 143ZM32 141H33V142H32ZM49 141H50V142H49ZM64 141H65V142H64ZM69 141H70V142H69ZM108 141H110V142H108ZM114 141H115V142H114ZM117 141H119V143H118ZM120 141H121V142H120ZM10 142H11V143H10ZM25 142H26V143H25ZM27 142H28V143H27ZM31 142H32V143H36V144L34 145V144H32ZM43 142H44V143H43ZM57 142H58V143H57ZM66 142H67V143H66ZM68 142H69V143L72 142V144H69ZM89 142H90V143H89ZM92 142L95 143L98 147H97V146H94L95 144H93ZM116 142H117L118 145L116 144ZM7 143H8V144H7ZM40 143H42V144H40ZM45 143H46V144H45ZM51 143H52V144H51ZM75 143H76V144H75ZM80 143H82V144H80ZM104 143H105V145H103ZM107 143H108V144L110 143V144L108 145ZM112 143H113V144H112ZM121 143H123V144H121ZM13 144H14V145H13ZM15 144H16V145H15ZM26 144H27V145H26ZM28 144H29V146H28ZM44 144H45V145H44ZM53 144H54V145H53ZM64 144H66V145H64ZM120 144H121V145H120ZM43 145H44V146H43ZM49 145H52V147L49 146ZM55 145H56V146H55ZM63 145H64V146H63ZM82 145H83V146L85 145V148H84V147L82 148ZM88 145H89V147H88ZM90 145H91V146H90ZM92 145H93V146H92ZM111 145L114 146L116 149L113 148V147H111ZM6 146H7V147H6ZM11 146H12V147H11ZM13 146H14V148H13ZM19 146H20L21 148H19ZM33 146H34V147H33ZM45 146H47V147H45ZM67 146L69 147V149H68ZM75 146H76V147H75ZM105 146H106L107 149H105ZM116 146H117V147H116ZM24 147H25V148H24ZM28 147H29V148H28ZM39 147H40V149H39ZM44 147H45V148H48V150L50 149L49 152H48L47 149H44ZM93 147H94V148H93ZM102 147H104V148H102ZM109 147H110L111 149H110ZM8 148H9V149H8ZM12 148H13L14 150H13ZM17 148H18V149H17ZM27 148H28V149H27ZM36 148H37V149H36ZM71 148H74V149L71 150ZM78 148H79V149H78ZM97 148L99 149V151L97 150ZM112 148H113V150H112ZM121 148H123V149H121ZM10 149H11V150H10ZM22 149H23V151H22ZM82 149H83V150H82ZM85 149H86L87 151H86ZM88 149H89L90 152L88 151ZM120 149H121V150H120ZM15 150H16V151H15ZM25 150H26V151H25ZM28 150L30 151L31 154L29 153ZM31 150H32V151H31ZM34 150H35L36 152H35ZM44 150H45V152H44ZM46 150H47V151H46ZM68 150H69V151H68ZM70 150H71V151H70ZM75 150H76V151H75ZM102 150H103V151H104V150H107V151H109L110 153H111V151L114 152V150H115L114 155H112L113 152L111 153V155H112V156H115V157L110 158L111 156H108L110 153L107 152V155H106L105 152H101ZM116 150H117V151H116ZM13 151H14L15 153H14ZM33 151H34V152H33ZM42 151H43V152H42ZM66 151H67V152H66ZM74 151H75V152H74ZM84 151L87 152V153H85ZM95 151H96V153H95ZM122 151H123V152H122ZM11 152H12L13 154H12ZM20 152H21V153L23 152V154H24L25 156L22 155ZM24 152H25L26 154H25ZM68 152H69V154H68ZM81 152L84 153V154H87V156H88V154H89V156L87 157V156L85 155V156H86V157H85L84 154H82ZM99 152H100V155H101V156L99 155ZM121 152H122V153H121ZM18 153L21 154V155H19ZM46 153H47V154H46ZM75 153L78 154V156H77ZM93 153H95V154H94V157H93V156L91 157V155H93ZM97 153H98V154H97ZM101 153H102V154H101ZM116 153H117V154L119 153V155H117ZM14 154H15V155H14ZM27 154H28V156H29V155H30V156L28 157ZM43 154H44V155H43ZM71 154H72V155L74 154L75 156L73 155L72 157H70ZM79 154H80V155H79ZM103 154H105V155H104V156H105V159H104V160H102V159L104 158V157H103ZM12 155H14V156H12ZM40 155L42 156V158H43V156L46 157V158L42 159ZM69 155H70V156H69ZM82 155H83V156H82ZM96 155H97V156H96ZM15 156H16V157H15ZM19 156H20V157H19ZM37 156H38V158L36 159ZM95 156H96V158H95ZM31 157H32V158H31ZM69 157H70V159H69ZM14 158H15V159H14ZM16 158H18V160H17ZM28 158H30L31 161H30V160L28 161ZM33 158H35L36 160H32ZM72 158H75V159L72 160ZM90 158H91V159H90ZM94 158H95V160H94ZM114 158H115V159H114ZM182 158H184V157H182ZM182 158H181V160H182ZM25 159H27L26 163H24ZM15 160H16V161H15ZM42 160H43V162H40V161H42ZM65 160H64V161H65ZM71 160H72L73 162H72ZM121 160H122V158L119 159V161L122 162V163L125 161L124 159H123V161H121ZM127 160H128V159H126V161H127ZM33 161H38V162H35V164L38 163L39 165L36 166V165L33 163ZM44 161H45V162H44ZM61 161H62V160H61ZM61 161L58 160L57 162H55V165H56V163H59V162H61ZM64 161H62V162H64ZM93 161H92V162H93ZM111 161L108 162V163L110 164V166H112L113 164H115V165H113V166H112L111 168H109L108 170L114 168V166H115V169H117V168L122 169L123 166H127L126 168H128V167H129L128 164L130 165V167H129L130 170L133 168L132 161H131V162H128V161L126 162V161H125V163H127V165L124 164V163H123L124 165H122V163L119 164V161H117L116 163H115L114 161H112V165H111V163H110ZM183 161H184V159H183ZM27 162H28V163H27ZM31 162H32V163H31ZM47 162H48V163H47ZM67 163H65V164H64V163H59L60 165L57 164V166H56L57 169L54 170V173L57 174V175H59V176H63V175H66V174H71V170H69V169H62V168H64V166H65ZM139 163H141V160L139 161ZM14 164H13V165H14ZM23 164H24V165H23ZM32 164H33V165H32ZM40 164H41V165H40ZM44 164H45V165H44ZM50 164H51V163H50ZM61 164H62V165H61ZM69 164H67V165H69ZM67 165H66V166H67ZM119 165H120V166H119ZM121 165H122V168H121ZM136 165H138V164H136ZM35 166H36V167H35ZM38 166H39V167H38ZM60 166H61V168H58V167H60ZM66 166H65V167H66ZM164 166H165V164H164L163 166H158V169H160V168H162V167H164ZM18 167H17V168H18ZM37 167H38V168H37ZM28 168H29V169H28ZM31 168H32V169H31ZM35 168H36V170H34ZM129 168H128V169H125V171H124V172H127V173L129 172L128 174L126 173L127 175L125 174L126 176H128V175L130 174V170H129ZM135 168H136V167H134V169H135ZM18 169H19V168H18ZM21 169H22V168H21ZM123 169H124V168H123ZM19 170H20V169H19ZM108 170H107V171H108ZM127 170H128V171H127ZM38 171H39V172H38ZM113 171H114V170H113ZM34 172H36V173L34 174ZM37 172L40 174V176H39V174H38ZM124 172L120 173L119 175L122 176ZM131 173H132V170H131ZM25 175H23V176H25ZM27 175H28V176H27ZM31 175H32V176H31ZM34 175H35V177L38 179V181L36 180V178L33 177ZM21 176H22V175H21ZM120 176H119V177H120ZM38 177H39V178H38ZM32 178H33V179H32ZM33 180H34V181H33ZM16 181H17V182H21V183L23 184V182H22L21 180H19V179H18V180L15 179V181H12V180H11V183H12V182H16ZM35 181H36L38 184H37ZM33 182H34V183H33ZM21 183H20V184H21ZM32 183H33V184H32ZM74 188H76V189H80V188H81V182H80V179H79L77 176H76V178H75ZM45 196H46L47 198H51L48 194H45ZM72 213H73L74 215H73ZM72 213H70V214H72V215H71L69 218H67V220L63 221V222H65V224L62 225V226H65V225L67 224V221H70V220H72V221L75 220L74 222H76L77 216L80 215L81 212L79 213V211H77V210L75 209V212L72 211ZM75 214L77 215L76 217H75ZM35 217H39V215H36V214H35ZM78 217H79V216H78ZM70 218H71V219H70ZM73 219H74V220H73ZM91 221H92V219H91ZM91 221H90V223L93 222V221H92V222H91ZM63 222H62V223H63ZM77 222H78L79 224L81 223V221H77ZM77 222H76V223H77ZM128 226H129V225H126V226L120 228L119 231H121V232H125V231L128 232V231H130V232H131V231H133L134 229H137L140 233H144V234L146 233L145 235H147V234L150 233V230H148V227H145V228H141V227H139V228L137 227V228H136V227H135V228H134L132 225H130L131 227H130V226L128 227ZM140 229H141V230H140ZM145 229H146V230H145ZM31 235H32V236L27 235V238L20 237V238H23V239H21L22 241H21L20 239H17V240L12 241V242H14L13 245H16V246H17L18 244H20V241H21V243H27L28 241H26V239L29 240V243L32 242V241H33V242H34V241L37 242V240H34L35 237H36V235H38L37 232H36V234H35V237H34V234H31ZM188 235H189V234H186V236H188ZM3 237H7V235H5V236H3ZM24 237H25V236H24ZM56 237H57V236H56ZM101 237H102V236H101ZM32 238H34V239H32ZM40 238H41V237H39V242H41V241H40V240H41ZM190 238H191V237H190ZM30 239H31L32 241H31ZM36 239H38V238L36 237ZM57 239H58V238H57ZM24 240H25V241H24ZM185 240H186V241H182L181 243L177 244V245L173 248V251L170 252V253H171V254H174V253H175V254H179V255H181V253L184 252L186 249H188V248L194 246V245H193V246L191 245L192 242H190V240H188L187 237L185 238ZM35 242H34V243H35ZM186 242H187V243H186ZM205 242H206V241L203 240L201 243H205ZM208 242H209V241H208ZM208 242H207V244H208ZM190 243H191V244H190ZM27 244H28V243H27ZM180 244H181V246H180ZM186 244H187V245H186ZM2 245H3V244H2ZM11 245H12V244H10L9 246H11ZM0 246H1V245H0ZM35 247H36V246H35ZM181 247H182V248H181ZM154 248H155V249H153V251L156 252V256H155V257H158L157 259H164V258H161V257L163 256V254H164V252L162 251L163 248H162V247H157V246H155ZM141 249L146 250L147 248H146V247H142ZM181 249H182V250H181ZM237 249H238V248H235V250H237ZM144 250H143V251H144ZM179 250H180V252H179ZM229 250H230V248H229ZM174 251H175V252H174ZM231 251H234V250L231 249ZM41 253H42V254H45L44 257L47 256L46 258H52V257H51L52 255L48 254V252H41ZM158 255H159V256H158ZM49 256H50V257H49ZM86 258L89 259V260H87ZM77 259H78V260H77ZM84 259H85V260H84ZM108 259L114 261L115 263H113V262H109ZM138 259H139V260H138ZM143 259H144V258H127V259H120V258H119V259H118V258H107V259L105 258V259H104V258H103V260H108L109 263L106 261V264H153L152 260L155 259V258H153V259L146 258V259H147L146 261H145V259H144V260H143ZM91 260L93 261V264H105V263L102 262V258H93V257H89V256H84V257L81 256L80 260H79V258H73V257H71V258H65V259L61 258V259H57L56 264H65V263H66V264H86V263H87V264H92V263H91V262H92ZM96 260H97V261L99 260L100 263H99V262H96Z\"/></svg>",
    "mask_w": 264,
    "mask_h": 264
},
{
    "label": "snow or ice",
    "instance_id": "snow-or-ice-1",
    "mask_svg": "<svg viewBox=\"0 0 264 264\" xmlns=\"http://www.w3.org/2000/svg\"><path fill=\"white\" fill-rule=\"evenodd\" d=\"M204 5H201V7H203ZM199 9H197V11H198Z\"/></svg>",
    "mask_w": 264,
    "mask_h": 264
}]
</instances>
